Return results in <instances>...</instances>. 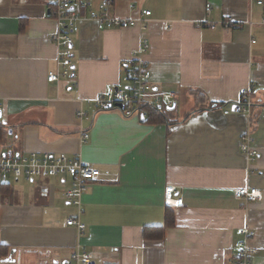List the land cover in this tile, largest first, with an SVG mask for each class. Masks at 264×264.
<instances>
[{
	"label": "crops",
	"instance_id": "crops-1",
	"mask_svg": "<svg viewBox=\"0 0 264 264\" xmlns=\"http://www.w3.org/2000/svg\"><path fill=\"white\" fill-rule=\"evenodd\" d=\"M91 1H105L115 16L150 15L144 27L99 30L82 21L73 76L49 82L56 69L49 4L0 0V154L81 155L96 170L82 196L80 235L64 224L76 214L64 198L67 180L0 182V264H60L78 246L93 264H234L242 227L255 233L251 264H264V0ZM142 39L149 48L141 52ZM134 57L157 91L173 94L171 122L125 117L116 107L94 111V97L121 85ZM248 87L252 119L231 111ZM195 91L212 107L197 108L204 99ZM246 129L259 153L251 163L240 148ZM80 130L89 134L84 143ZM170 185L182 206L165 203ZM241 187L260 197L235 198ZM145 227H162L163 236L144 237Z\"/></svg>",
	"mask_w": 264,
	"mask_h": 264
},
{
	"label": "built area",
	"instance_id": "built-area-1",
	"mask_svg": "<svg viewBox=\"0 0 264 264\" xmlns=\"http://www.w3.org/2000/svg\"><path fill=\"white\" fill-rule=\"evenodd\" d=\"M22 1V0H21ZM49 4L51 14L56 22V29L52 40L56 45V69L49 71L47 81L59 82L61 79L72 77L73 65L72 47L73 34L80 29V23L85 20L92 21L97 29L128 28L136 25L144 27V22L150 15L149 10H142L140 17H121L111 15L107 9V3L100 2L94 5L91 0H46ZM262 4V0H251ZM133 7V5H130ZM86 10L82 14L81 10ZM210 10V5L205 6V11ZM219 24L228 25V21H219ZM215 22H210L213 28ZM149 43L146 39L141 40L139 51H146ZM129 68L121 77V85H112L103 92L97 94L92 103L94 111L118 108L125 117L136 116L146 119L151 108L169 109L175 104L173 94L170 92L157 91L151 80V70L145 62L132 58L127 65ZM253 87H248L241 92L242 103H234V112L244 113L248 119L251 118V105ZM121 105V107L119 106ZM231 105V106H232ZM232 111V110H231ZM225 114L229 110L224 111ZM85 111L79 110L77 116L84 118ZM250 125V123H249ZM251 130L246 129L241 137L240 148L251 163L259 155L257 149L252 145ZM89 134L79 131V142L84 143ZM96 174V170L90 161L82 159L81 155L68 156L64 153H21L7 150L0 154V182L4 183L8 178H23L28 182H34L42 178L55 177L62 181H68V188L64 192L66 202L76 210L75 216L64 221L65 225L74 226L78 235L82 233L85 224L80 219L82 214V196L89 181ZM175 187L170 185L165 188V203L180 207L183 199L173 197ZM235 198L246 200H257L260 197L259 189L255 187H241L234 190ZM241 240L237 243L234 264H251L255 249L250 245L254 237V231L242 227L240 229ZM92 257L78 246L67 259L60 264H91Z\"/></svg>",
	"mask_w": 264,
	"mask_h": 264
},
{
	"label": "trees",
	"instance_id": "trees-1",
	"mask_svg": "<svg viewBox=\"0 0 264 264\" xmlns=\"http://www.w3.org/2000/svg\"><path fill=\"white\" fill-rule=\"evenodd\" d=\"M195 96L197 97L196 99H204L203 101H199L197 103V108H208V107H212V105H209L208 99L203 95V93L201 91L197 92L195 91ZM237 103H242V101L240 100ZM219 106L218 104L213 105L214 107ZM168 109H157V108H151L150 112H149V116L145 119V121H149V122H154V123H158V122H164V121H168L171 122L172 120L166 115ZM254 105L252 103L251 105V119L252 116L254 114ZM188 115V114H187ZM2 130H3V126L0 124V135H2ZM173 224V216L172 214L168 211H166L165 213V222H164V226H171ZM163 228H155V227H145L142 230V234L144 237H152V236H157V237H162L163 236ZM154 231H156L157 234H152Z\"/></svg>",
	"mask_w": 264,
	"mask_h": 264
},
{
	"label": "water",
	"instance_id": "water-1",
	"mask_svg": "<svg viewBox=\"0 0 264 264\" xmlns=\"http://www.w3.org/2000/svg\"><path fill=\"white\" fill-rule=\"evenodd\" d=\"M71 68L74 69V65H72ZM72 76H73V74H72ZM119 106L121 107V105H119ZM174 106H175V104H174L173 106H171L170 108L172 109V108H174ZM231 110H232V111L234 110V106H233V105L231 106ZM0 117H1V109H0ZM141 120H143V118H141ZM91 264H93V261H92Z\"/></svg>",
	"mask_w": 264,
	"mask_h": 264
},
{
	"label": "rangeland",
	"instance_id": "rangeland-1",
	"mask_svg": "<svg viewBox=\"0 0 264 264\" xmlns=\"http://www.w3.org/2000/svg\"><path fill=\"white\" fill-rule=\"evenodd\" d=\"M252 98H253V95H252ZM167 112H170L171 113V110L170 111H167ZM23 181V180H22Z\"/></svg>",
	"mask_w": 264,
	"mask_h": 264
}]
</instances>
